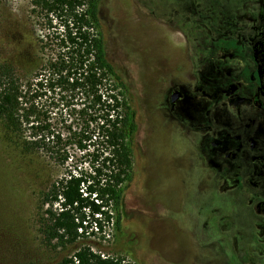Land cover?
Wrapping results in <instances>:
<instances>
[{
    "label": "rangeland",
    "instance_id": "obj_1",
    "mask_svg": "<svg viewBox=\"0 0 264 264\" xmlns=\"http://www.w3.org/2000/svg\"><path fill=\"white\" fill-rule=\"evenodd\" d=\"M98 1L106 56L129 86L137 125L119 229L109 223L71 245L46 244L37 205L64 170L21 151L0 123V264H57L82 247L123 264H264V168L224 149L228 136L214 135L211 116L202 124L213 98L201 97L199 77L201 40L224 38L215 26L234 33L239 49L222 60L231 78L245 79L251 63L241 61L252 52L236 31L248 36L260 0H230L236 19L225 23L216 14L224 0ZM29 3L0 0V64L21 77L37 66ZM173 90L181 97L171 105ZM224 94L228 101L232 91Z\"/></svg>",
    "mask_w": 264,
    "mask_h": 264
},
{
    "label": "trees",
    "instance_id": "obj_2",
    "mask_svg": "<svg viewBox=\"0 0 264 264\" xmlns=\"http://www.w3.org/2000/svg\"><path fill=\"white\" fill-rule=\"evenodd\" d=\"M29 4L37 66L21 77L0 64V123L21 151L63 168L39 197L38 224L46 244L71 245L109 223L119 229L132 179L135 113L128 84L106 56L99 1ZM57 264L123 263L82 247Z\"/></svg>",
    "mask_w": 264,
    "mask_h": 264
},
{
    "label": "flooded vegetation",
    "instance_id": "obj_3",
    "mask_svg": "<svg viewBox=\"0 0 264 264\" xmlns=\"http://www.w3.org/2000/svg\"><path fill=\"white\" fill-rule=\"evenodd\" d=\"M263 1L259 2L255 23L250 26L248 36L241 38L243 35L241 30L236 31L237 39L241 41L246 39L252 52V56L244 57L241 61L247 59L251 63L248 68L249 64L244 62L243 81L239 80L240 74L231 78L227 72L230 68L228 61L222 60L224 57H232L234 50L239 49L235 48L232 36L227 34L231 32L214 26L213 36L221 35L224 38L213 41L211 35L205 36L201 40L202 52L199 51V54H202L200 60L202 71L199 72L201 97L213 98L210 104L212 113L202 112L200 120L203 124L211 116L215 128L214 135L217 136L222 132L223 135L228 136L223 148L237 154L243 153L245 162L253 168H264V19L258 18V11ZM236 8L237 6L230 0H224L217 3L216 14L224 23L229 20L235 22ZM224 89L232 91L228 101L224 99L226 91ZM174 91L177 90H173L171 94ZM178 94L179 98L174 103L170 102L171 105L180 99V92ZM221 141L220 137L214 138L213 148ZM260 257V260H264V254Z\"/></svg>",
    "mask_w": 264,
    "mask_h": 264
},
{
    "label": "water",
    "instance_id": "obj_4",
    "mask_svg": "<svg viewBox=\"0 0 264 264\" xmlns=\"http://www.w3.org/2000/svg\"><path fill=\"white\" fill-rule=\"evenodd\" d=\"M179 98V94L177 91H174L170 96V102L174 103Z\"/></svg>",
    "mask_w": 264,
    "mask_h": 264
},
{
    "label": "built area",
    "instance_id": "obj_5",
    "mask_svg": "<svg viewBox=\"0 0 264 264\" xmlns=\"http://www.w3.org/2000/svg\"><path fill=\"white\" fill-rule=\"evenodd\" d=\"M101 257H103V256H101Z\"/></svg>",
    "mask_w": 264,
    "mask_h": 264
}]
</instances>
